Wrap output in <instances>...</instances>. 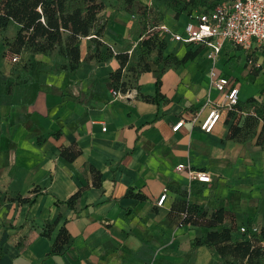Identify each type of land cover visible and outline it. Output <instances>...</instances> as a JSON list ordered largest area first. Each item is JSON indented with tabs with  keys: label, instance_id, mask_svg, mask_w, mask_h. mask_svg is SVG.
I'll return each instance as SVG.
<instances>
[{
	"label": "crops",
	"instance_id": "1",
	"mask_svg": "<svg viewBox=\"0 0 264 264\" xmlns=\"http://www.w3.org/2000/svg\"><path fill=\"white\" fill-rule=\"evenodd\" d=\"M103 19V44L130 50L122 79L135 87L131 97H113L107 82L119 63L85 59L86 38L73 70L60 68L52 54L24 51L16 63L0 54V264H218L215 247L194 244L196 238L229 225L232 240L247 238L239 228L264 221V145L255 143L262 119L232 137L233 116L223 111L211 131H203L206 110L195 123L188 115L209 90L204 49L178 62L197 46L165 37L166 62L127 71L137 60L142 26L123 11ZM263 56L264 46L227 44L215 68L237 86L241 107L258 99L249 107L256 116L264 114V69L255 65ZM154 59L153 51L148 60ZM209 95L219 98L213 88ZM180 118L183 124L172 130ZM180 163L207 172L210 181H190L175 169ZM17 196L24 201L11 199ZM185 199L207 218L221 209L222 222L180 223L177 210ZM61 228L68 240L51 251Z\"/></svg>",
	"mask_w": 264,
	"mask_h": 264
},
{
	"label": "trees",
	"instance_id": "2",
	"mask_svg": "<svg viewBox=\"0 0 264 264\" xmlns=\"http://www.w3.org/2000/svg\"><path fill=\"white\" fill-rule=\"evenodd\" d=\"M135 1L123 0L124 10L130 11ZM203 1L206 0H169L174 8L172 18L178 19L184 11L187 17L192 13L190 12L192 8L208 10L220 0H208L202 4ZM105 8L106 0H0V34H3L8 26L14 28L12 36L5 34L1 36L3 46L12 54H20L24 51L30 54H52L60 61L58 64L60 68L73 70L80 61L79 45L81 39L86 38L89 45L84 58L93 61H100L109 57L116 58L119 67L109 74L107 85L125 90L127 86L126 81L122 79V69L125 68L126 70L127 50H115L114 52L101 41L106 27L101 12ZM139 16L142 29L146 27L151 18L154 19L153 22H158L153 10L144 3L140 4ZM164 42L165 38H159L156 34L138 39L136 43L139 48L137 60L134 65L130 66L129 69L127 68V71L131 69L133 71L136 69L139 71L149 70L150 63L162 59ZM201 50V46L194 50L188 49L177 61L183 62ZM153 51L156 59L150 62L148 56ZM168 56L176 61V58L171 54ZM249 58L251 57L247 59ZM167 59L162 60L166 62ZM252 59L254 60L253 57ZM155 70L160 73L161 67ZM158 81L159 75L157 74L156 82ZM257 104H259L258 99L252 96L244 104L246 109L241 107L242 105L238 102L231 109H222L221 113L227 111L229 116H233V122L230 125L232 137H238L240 131L247 127L250 121L257 120V117L262 119L260 128L256 133L255 143L264 145V114L260 111L256 116L249 109V107ZM234 108L246 112L245 114L235 113ZM76 194H72L68 198L69 204H72ZM11 199L24 201L25 198L17 196ZM1 204L2 199L0 198V207ZM177 212L179 222L185 224H201L212 227L221 223L223 219L221 209L215 210L207 218L205 211H198L186 199ZM232 229L233 226L229 225L224 226L221 230H210L204 239L196 238L194 244L198 245L204 242L213 245L221 258L218 264H264V224L259 227L257 232L251 233L249 237L236 240L231 239L230 231ZM67 240L68 236L65 229L61 228L53 242L51 251H60ZM1 255L0 249V257Z\"/></svg>",
	"mask_w": 264,
	"mask_h": 264
},
{
	"label": "built area",
	"instance_id": "3",
	"mask_svg": "<svg viewBox=\"0 0 264 264\" xmlns=\"http://www.w3.org/2000/svg\"><path fill=\"white\" fill-rule=\"evenodd\" d=\"M149 3L147 5L149 6ZM133 16V15H132ZM146 36L156 34L159 38L168 37L170 40L180 42L187 46H201L204 49L205 57L210 61L209 69V90L204 102L199 109L188 115L192 123L198 121L202 111H205L199 126L209 132L217 123L222 109H231L238 103V88L234 86L229 77L221 75L215 71L220 54L225 45H236L245 49L256 45L264 46V0H220L214 7L208 10L195 9L187 16L186 21L178 31L176 26H169L166 23L159 22L149 26L146 24ZM144 34L140 37H146ZM112 51L115 52L112 45L109 44ZM130 53V50H127ZM12 62H19L18 54L11 56ZM247 64L254 65L251 58L247 59ZM258 66V64H255ZM125 68L122 69V72ZM219 93V98L210 97L211 89ZM113 97L123 96L131 97L137 94L135 87L121 90L111 88ZM235 112L245 114V110L233 109ZM252 112V111H251ZM184 122L180 118L172 125V130H177ZM105 130V127L102 128ZM177 171H185L188 179L197 181H210V176L203 170H196L186 164H177ZM166 197V189L159 195L156 205H162ZM181 223V222H180ZM256 227L247 230L244 226L239 231L245 233L247 237L251 233L257 232Z\"/></svg>",
	"mask_w": 264,
	"mask_h": 264
},
{
	"label": "rangeland",
	"instance_id": "4",
	"mask_svg": "<svg viewBox=\"0 0 264 264\" xmlns=\"http://www.w3.org/2000/svg\"><path fill=\"white\" fill-rule=\"evenodd\" d=\"M149 6L150 9L153 10V14L154 16L157 18L156 21L158 22H153L152 18L151 20H149V26L153 25L154 23L157 24L159 22H163V18L166 17L168 18V16L172 17L173 14V10L174 8L171 6L169 0H149ZM208 2V0L203 1L202 4ZM140 4H142L139 0H136L134 5L132 6V8L130 9V11H125L124 10V4H123V0H106V8L103 14H101V16L103 17H108L109 15H114V13L116 11H123L125 14L126 18H129L131 21L133 22H137L138 24H140V19H139V14H140ZM195 8H192L190 10V12H193ZM199 9V8H198ZM133 15V16H132ZM182 16H186V12H182L181 13ZM180 15V16H181ZM179 16V17H180ZM179 19V18H178ZM178 19H173V21H177L175 22L176 24L174 26H176L175 29H177L178 31H181V27L184 24L183 19H181V22H178ZM143 30V34L144 36H146V28L142 29ZM14 33V28L12 26H8V28L5 29V31L3 32V34H5L6 36H12V34ZM0 34V54L1 52L7 56V58L10 59V57L13 55L8 49H6L3 46L2 43V35ZM234 48V47H233ZM229 52V50L225 51V53L223 55H227V53ZM20 60L22 59V57H19ZM258 61V67L263 68L264 69V56L261 58V60H257ZM264 217V216H263ZM264 219V218H263ZM264 224V221H257V222H252L248 225H245V228H251V227H256V229H259V227L261 225Z\"/></svg>",
	"mask_w": 264,
	"mask_h": 264
}]
</instances>
